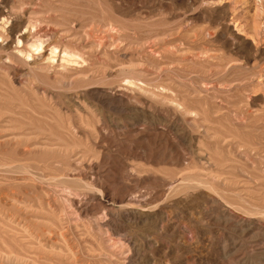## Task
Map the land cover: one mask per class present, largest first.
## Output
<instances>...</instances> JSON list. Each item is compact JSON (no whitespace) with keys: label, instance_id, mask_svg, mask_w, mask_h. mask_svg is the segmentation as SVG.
<instances>
[{"label":"rangeland","instance_id":"obj_1","mask_svg":"<svg viewBox=\"0 0 264 264\" xmlns=\"http://www.w3.org/2000/svg\"><path fill=\"white\" fill-rule=\"evenodd\" d=\"M0 2V264H264V0Z\"/></svg>","mask_w":264,"mask_h":264},{"label":"bare ground","instance_id":"obj_2","mask_svg":"<svg viewBox=\"0 0 264 264\" xmlns=\"http://www.w3.org/2000/svg\"><path fill=\"white\" fill-rule=\"evenodd\" d=\"M2 1V0H1ZM39 1V0H38ZM28 2V1H27ZM0 3H2V2H0ZM23 3V2H22ZM28 3H30V2H28ZM6 4V3H5ZM21 4V3H20ZM11 5H12V3H11ZM24 5V4H23ZM4 6V5H3ZM29 6V5H28ZM30 6H32V5H30ZM25 7V6H24ZM10 8H12V7H10ZM10 8H7L8 10L10 9ZM18 8H21L22 9V7H18ZM27 8V7H26ZM31 8V7H30ZM32 8H33V6H32ZM14 9V8H13ZM11 10V9H10ZM9 10V11H10ZM17 10V9H16ZM15 10V11H16ZM38 10V9H37ZM14 11V10H13ZM14 11V12H15ZM23 11V10H22ZM30 12H31V10H29ZM32 11H34L33 9H32ZM44 11V10H43ZM17 12H20V11H17ZM26 12V11H25ZM42 12V11H41ZM40 12V13H41ZM13 13V12H12ZM16 13V12H15ZM23 13H24V11H23ZM20 14V13H19ZM19 14H17V15H19ZM22 14V13H21ZM29 14H31V13H29ZM29 14H27V15H29ZM7 15V14H6ZM11 15V14H10ZM14 15H11V17H13ZM26 16V15H25ZM18 17L19 16H14V18H8V17H5L4 15H3V12L0 10V19H1V21H2V26H3V24H5L6 25V22H8V21H11V25L7 28V29H5V36H3L4 35V33H3V29H2V31H0V51H7V50H13V53H12V55H13V57H16L17 59H19V60H22V61H25V63H26V61H27V59H26V57H31V59H32V61H33V59L34 58H36V57H34V56H32V51H40L41 49H43V48H47L48 47V54H46L45 53V55H48V57H55V58H58V59H60L59 61H65V62H79L80 63V59H81V56H80V54L79 53H77V52H75V51H73V50H70V49H68V48H66V47H61V48H59V47H57V46H55L52 42H49V40L47 39V38H42L41 36H43L44 37V35H46V37H47V34H44V35H40L39 33H41V32H39L40 30H38L37 29V27L39 26L38 24V22H37V20H36V17H35V20H25V22H27L28 23V25H27V23H25L26 25L24 26V21H22V20H20V19H18ZM34 17V16H33ZM39 17H41V16H39ZM47 17V16H46ZM24 18V17H23ZM42 18H43V16H42ZM47 18H49V17H47ZM17 19V20H16ZM30 19V18H29ZM40 19H38V21H39ZM41 20H43V19H41ZM48 21V20H47ZM44 22V21H43ZM43 22H41V23H43ZM41 23H40V26H41ZM45 24H47V23H45ZM49 24V23H48ZM50 25V24H49ZM22 26H24L25 27V29H26V31H21L20 30V28L22 27ZM45 26V25H44ZM42 27V26H41ZM33 28V29H32ZM39 28V27H38ZM53 28V27H52ZM94 28V27H93ZM22 29V28H21ZM45 30V29H44ZM53 30H55V29H53ZM60 30V29H59ZM49 31H50V29H49ZM48 31V32H49ZM56 31V30H55ZM54 31V32H55ZM60 32V31H59ZM92 32V31H91ZM61 33V32H60ZM88 33V32H87ZM106 33V32H105ZM41 34H43V33H41ZM51 34H52V32H51ZM49 35H50V33H49ZM64 37V36H63ZM63 40V39H62ZM105 41V40H104ZM55 43V42H54ZM17 44V45H16ZM19 44V45H18ZM9 50V51H10ZM77 51V50H76ZM42 52V51H41ZM78 52H80V51H78ZM3 53H5V52H3ZM9 53V52H8ZM44 53V52H43ZM38 54V53H37ZM59 54H61V55H59ZM11 55V56H12ZM39 55H40V53H39ZM6 56V55H5ZM57 56V57H56ZM2 54H0V60L2 59ZM8 57H10V55L8 56ZM40 57V56H39ZM54 58V59H55ZM4 59V58H3ZM7 60H8V58H6ZM13 59V58H12ZM15 60V59H14ZM43 60V59H42ZM57 60V59H56ZM83 60V59H82ZM85 60V59H84ZM9 61V60H8ZM17 61V60H16ZM37 61V60H36ZM40 61V63H41V60H39ZM44 61V60H43ZM11 62V61H10ZM21 62V61H20ZM49 62H51V61H49ZM58 62V61H57ZM60 62V63H61ZM22 63V62H21ZM24 63V62H23ZM45 63V62H44ZM59 63V62H58ZM58 63H56V64H58ZM59 63V64H60ZM0 64H1V62H0ZM34 64H37V63H34ZM34 64H32V65H34ZM43 64V63H42ZM50 64V63H49ZM68 64V63H67ZM27 65V64H26ZM47 65V64H46ZM62 65V64H61ZM66 65V64H65ZM65 65H63V67L65 66ZM35 66V65H34ZM38 66V65H37ZM57 66V65H56ZM74 66V65H73ZM28 67V66H27ZM45 67H51V64L49 65V66H45ZM57 67H59V66H57ZM36 68H38V70H40L39 69V67H36ZM44 68V67H43ZM62 68V67H61ZM64 68H66V67H64ZM46 69H48V68H46ZM51 69V68H50ZM49 69V70H50ZM76 69V68H75ZM20 70H22V69H20ZM31 70V69H30ZM38 70H36V71H38ZM59 70V69H58ZM67 70V69H66ZM73 70V69H72ZM77 70H79V69H77ZM24 70H22V72H23ZM41 71H43V69L41 70ZM48 71V70H47ZM57 71V70H56ZM68 71V70H67ZM25 72V71H24ZM23 72V73H24ZM53 72H54V70L52 71V74H53ZM66 72V71H65ZM75 72H77V71H75ZM216 72V71H215ZM19 73H20V71H19ZM22 73V74H23ZM21 74V75H22ZM65 74V73H64ZM75 74V73H74ZM73 74V75H74ZM79 74V73H78ZM19 75V74H18ZM27 75V73L25 72V75L24 76H26ZM28 75H30V74H28ZM27 75V76H28ZM71 75V74H70ZM26 76V77H27ZM32 76V75H31ZM61 76H62V74H61ZM66 76H67V74H66ZM65 76V77H66ZM20 77V76H19ZM76 77V76H75ZM27 78H29V77H27ZM47 79V78H46ZM64 79V78H63ZM75 80V79H74ZM35 81V80H34ZM68 82V81H67ZM71 82H73V80L71 81ZM32 83V82H31ZM135 83V82H134ZM71 84V83H70ZM66 85V84H65ZM140 86H142V85H140ZM151 92V91H150ZM81 106V105H80ZM90 125V124H89ZM66 128V127H65ZM67 129V128H66ZM93 129V128H92ZM210 159H211V157H210ZM200 161V160H199ZM194 168V167H193ZM206 169V168H205ZM180 171V170H179ZM170 180H172V179H170ZM183 181V180H182ZM185 181V180H184ZM175 191V190H174ZM137 196V195H136ZM136 201V200H135ZM260 209V208H259ZM167 216V215H166ZM161 220V219H160ZM172 220V219H171ZM165 222V221H164ZM165 226V225H164ZM171 227V226H170ZM161 228V227H160ZM173 228V227H172ZM162 230V229H161ZM163 230H165V229H163ZM173 232V231H172ZM174 233V232H173ZM172 233V234H173ZM175 234V233H174ZM179 236V235H178ZM177 241V240H176ZM180 241V240H179ZM178 242V241H177ZM181 243V242H180ZM177 244V243H176ZM175 245V244H174ZM185 246V245H184ZM168 247V246H167ZM177 247V246H176ZM180 247V246H179ZM127 249H129V248H127ZM183 250V249H182ZM163 252V251H162ZM173 252V251H172ZM162 254V253H161ZM160 254V255H161ZM174 254V253H173ZM172 254V255H173ZM178 254V253H177ZM159 255V256H160ZM171 255V256H172ZM171 256H170V258H171ZM188 257V256H187ZM163 258V257H162ZM165 258V257H164ZM175 258V257H174ZM174 258H172V259H174ZM191 258H192V256H191ZM197 259H199V258H196V260ZM156 260V259H155ZM160 260V259H159ZM182 260V259H181ZM195 260V259H194ZM192 261V260H191ZM190 261V262H191ZM184 262V261H183ZM187 262V261H186ZM188 263V262H187ZM190 264V263H189Z\"/></svg>","mask_w":264,"mask_h":264}]
</instances>
